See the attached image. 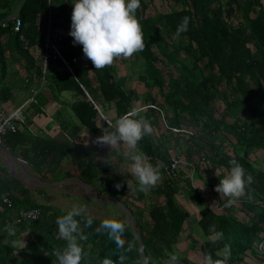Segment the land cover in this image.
<instances>
[{"label": "trees", "instance_id": "obj_1", "mask_svg": "<svg viewBox=\"0 0 264 264\" xmlns=\"http://www.w3.org/2000/svg\"><path fill=\"white\" fill-rule=\"evenodd\" d=\"M71 2L0 0V105L14 104L20 89L32 90L30 96L38 89L35 101L26 108L29 118L30 109L40 111L46 103L42 89L53 92V86L57 93L73 91L79 97L72 105L75 117L96 134L107 123L82 86L97 103L103 101L115 107L116 119L139 101V89L147 88L148 96L140 106L146 108L139 110V115L151 122L153 132L138 147L154 164L161 165L164 176L163 183L158 182L146 193L142 191L141 207L134 204L136 209L132 211L127 206L133 224L119 217L126 224L122 236L125 249L130 245L131 251L119 249L106 232L96 233L94 229L101 220L95 218L94 224L84 229L88 239L80 241L87 253L81 264H100L107 255L116 264H139L143 256L150 258V264H166L172 255L177 261L184 257L181 261L186 263L205 264L206 254L225 264H260L264 261V250L258 248L264 241V1L141 0L135 15L142 26L145 47L120 59L136 66L137 88L124 84L115 65L118 58L95 69L84 56L82 45L73 44L74 38L64 34L70 32ZM13 16L20 21L17 31ZM49 16L51 31L64 38L66 56L81 59L75 66V75L60 63L57 70L48 66L43 73L42 52ZM183 17H189L188 30L177 39L173 34ZM100 108L106 115L103 106ZM173 128L187 131L174 133ZM26 133L18 129L3 136V142L29 163L35 157L40 163L60 159L71 150L66 144L42 139H33L32 145L24 148L28 146ZM175 157L191 164L185 167L192 175L201 173L211 187L231 159L243 164L254 177L244 197L230 205L221 200L220 210L213 198L203 197L202 191L187 180L190 199L200 204L197 237L192 236V213L177 195L178 177L165 171ZM90 167L88 172L92 171ZM9 178L0 159V264H57L54 250L66 242L56 238L55 218L65 211L18 197L11 190L16 182ZM119 183L121 195L128 192L130 188L123 177ZM113 184L115 180L109 187ZM216 196L220 198L218 193ZM33 208L40 210L38 219L16 220L20 210ZM9 226L17 229L14 236H9ZM24 233L31 238L21 247ZM185 235L194 247L198 244L194 250L200 261L194 262L180 252L178 245ZM122 252L126 259L119 261Z\"/></svg>", "mask_w": 264, "mask_h": 264}, {"label": "clouds", "instance_id": "obj_2", "mask_svg": "<svg viewBox=\"0 0 264 264\" xmlns=\"http://www.w3.org/2000/svg\"><path fill=\"white\" fill-rule=\"evenodd\" d=\"M140 3L141 0H72L69 35L74 38L73 44L82 45L84 56L92 61L95 69L112 64L114 58L130 57L145 47L142 26L135 15ZM188 25L189 17H183L173 34L174 37L179 39L181 33L188 30ZM106 123L107 126L102 129L103 134L92 142L110 146L112 149L124 147V156L128 161L126 170L135 178L138 187L148 190L155 186L161 177V165L154 164L138 147L139 142L153 132L151 122L139 115L138 109L132 108L120 115L114 124ZM228 165L224 174L219 176V183L215 185V191L225 205L233 204L244 197L254 179L237 160H229ZM116 187H121V184L117 183ZM94 219L90 214L83 215L82 206L76 204L55 218L56 238L66 242L54 250L57 264H81L87 253L80 241L88 239L84 229L90 228ZM125 230L126 224L123 220L111 217L101 220L94 229L96 233L106 232L108 239L119 249L131 251L130 245L125 249V241L122 239ZM7 231L9 236H14L17 229L9 226ZM23 243L25 246L24 239ZM125 259L123 252L119 254V261ZM204 259L205 264H225L224 260H213L210 254H206ZM100 264H116V261L107 255L100 259ZM139 264H150V258L141 257ZM167 264H178L177 257L172 255Z\"/></svg>", "mask_w": 264, "mask_h": 264}, {"label": "crops", "instance_id": "obj_3", "mask_svg": "<svg viewBox=\"0 0 264 264\" xmlns=\"http://www.w3.org/2000/svg\"><path fill=\"white\" fill-rule=\"evenodd\" d=\"M64 34L69 35V32L64 31ZM54 67L59 68L60 64L57 63L53 65L52 68ZM123 68H125L124 65ZM133 88H137V86L135 85ZM36 91L38 93V89H34L33 95ZM62 93H59L60 97H55L49 88L42 89L41 94L46 101L45 105H43L40 111L30 109L31 116L28 118L29 122L25 125H21L19 129L24 133L27 132L25 136H27L28 139V146L25 145L24 148L31 146L33 139H42L46 142L66 144L71 149L69 154L60 159H52L50 162L46 163H40L34 154L35 160H33L32 163L26 161L25 164H20L18 159L22 158V156L19 151L16 153L11 152L4 142L0 145V159L2 165L7 169L10 175L9 180L13 179V181L16 182L15 188L11 185L13 194L21 198L24 197L26 199L25 201L28 200L38 205H49L64 211H67L73 204L82 206L95 204L96 202L95 205L101 203L103 205L121 207L119 202L122 199L131 202V204H136L138 200L141 201V193L143 190L138 187V183L132 174L126 170L128 166V161L124 156L126 149L124 147L112 149L107 145L93 143L92 141L96 137L103 134L102 129L104 127L96 134L90 133L91 135H88L84 133V129L76 124L68 112L69 109H72V105L79 100V97L77 95H75L76 99L73 96L67 97L64 95L62 97ZM147 96V88L143 87L142 91H139V101L134 104L133 108L139 110L140 106H142V99ZM23 103L24 101L21 104ZM98 103L100 106H103L104 109H107V114L105 113L106 116L114 121L117 117L115 107L105 104L103 101ZM20 105L9 103L5 108L7 110H12ZM86 140L88 141L87 144L85 143ZM183 145L185 144L182 141V148L180 149L184 152L185 146ZM117 149L121 150V154H119ZM90 165L94 166V169L91 168ZM88 167H90L92 171L88 172ZM191 172L192 171L187 167L181 166L178 174L179 184L177 195L180 203L187 208L192 215H195L196 220L199 214L200 204L190 199L187 187V183L189 182L187 180L190 179V183L194 188L203 190L207 196L206 199L209 200L214 194L216 195L215 184H218L219 181H212L214 187H211L207 180L201 178V173L192 175ZM191 176L193 181L191 180ZM121 177L126 180L130 188L128 192L122 195L120 193V187L117 188L115 184L112 185V188L109 187L111 180H115L117 184ZM163 180L164 176L161 174L159 182L163 183ZM81 189L82 192L78 191ZM144 191L146 193L147 190ZM88 201H93V203H88ZM102 209L104 210V207ZM110 212H104L105 216L103 217H100L99 214H93L92 216L99 220H103L106 217H117L112 214L109 216ZM83 215L89 214L83 213ZM1 221L0 225L3 224V221ZM193 223L192 221V227L196 229L197 225ZM192 236L197 237L196 234ZM30 238L31 236L29 233L22 234L20 242L21 247L24 246L23 239L26 245L29 243ZM183 242H185V245L191 244V241H189L186 235L182 240V243ZM198 247L199 246L196 244L195 248Z\"/></svg>", "mask_w": 264, "mask_h": 264}, {"label": "built area", "instance_id": "obj_4", "mask_svg": "<svg viewBox=\"0 0 264 264\" xmlns=\"http://www.w3.org/2000/svg\"><path fill=\"white\" fill-rule=\"evenodd\" d=\"M50 1L52 0H49V2ZM12 19H13V22L16 23L14 26V29L16 31L19 30L20 21L17 19L16 16H13ZM51 24H52V20H51V16H49L48 27H47L46 34L44 37L43 52H42L43 73H46L50 61H53V62L60 63L66 69H68L72 75H75V66L80 63L81 59L78 56H74L71 58H68L66 56V50L63 45L64 38L61 33L51 31ZM44 81L45 79L43 78L42 84ZM82 88H83L84 93L88 97V99L92 102L94 107L99 111L101 118L105 122H110V125L114 124L115 123L114 121H112L110 118H108L106 115L102 113L99 103H97V101H94L92 99L88 90L84 88L83 86ZM36 93L37 91L35 92V94ZM34 95L28 97V99H26L23 104H21L19 107L14 108L12 110H7L4 106L0 105V145L3 144V136L7 135L8 133L16 132L21 125H25L28 123V115L26 112V108L28 107L30 103L35 101ZM153 106L154 105H151L150 107H153ZM145 108L146 107H143V108H140L139 110L143 111ZM160 111L161 113L164 112L161 109ZM172 130L174 133H179L181 131L182 132L187 131L184 128H181V129L173 128ZM18 162L20 164L26 163V161L23 160L22 158H19ZM182 165L191 166V164H189L187 161L183 159H180V157H175L172 159L170 167L169 166L165 167V171L168 173V175H173V176L178 177V174L180 172ZM191 180L193 181L192 176H191ZM200 191H202V196L206 198L207 196L205 195L203 190H200ZM212 198L213 199L215 198L214 200L216 202V207L218 210H220L221 209V204H220L221 199L216 195H213ZM39 215H40V210L38 208L27 209V210L22 209L18 212L16 216V220L17 221L36 220L38 219ZM258 248L260 250H264V241L263 243H260L258 245ZM260 264H264V261H262Z\"/></svg>", "mask_w": 264, "mask_h": 264}, {"label": "rangeland", "instance_id": "obj_5", "mask_svg": "<svg viewBox=\"0 0 264 264\" xmlns=\"http://www.w3.org/2000/svg\"><path fill=\"white\" fill-rule=\"evenodd\" d=\"M158 1L159 0H156L157 3H159ZM121 58H123V57H118V60L116 61L115 65H116L117 69L119 70V74H122V75H120V77L124 78V80H125L124 84L126 86H128L129 88H133V87H135V85H137V74H135V73H137V69L135 68L136 66H134L133 63H132V66H131V62L130 61L120 60ZM125 58L127 59L128 57H125ZM55 64H57V63L56 62H53V61H50V63H49V69L50 70H57L58 68H56V67L52 68L53 65H55ZM123 65L125 66V68H123ZM129 65H130L131 68H129ZM128 77L131 78V79H128ZM52 88L54 89L53 92L56 94L57 93V91H55L56 88L53 87V86H52ZM139 91L141 92L142 89L140 88ZM31 92H32V90L29 92L28 90H22V89H20L19 92H17V94H16V96L14 98L15 104L20 105L23 101H25L26 99H28V97H30V95L32 94ZM58 94L59 93L56 94L57 97H60V94L59 95ZM64 95L67 96V97L73 96L76 99V96H75L76 94L73 91L63 92L62 93V97ZM103 111H104V113L107 114V109H104V107H103ZM68 112H69V115H71V117L73 118V120L76 122V124L79 125L80 127H82L84 129L83 130L84 133H86L88 135H91L90 134L91 132L89 130H87V128L84 127L81 124V122L75 117L72 109L71 110L69 109ZM182 141L183 140L180 141V144H182ZM118 151H119V154H121V150H118ZM184 157H186V155H184ZM78 191H81L82 192V189L81 190H78ZM56 199H58V198H56ZM141 201L138 200V202L136 203V205L139 206V207H141V204H142ZM88 203H93V201H88ZM119 203H120L121 207L120 206L119 207H116V206H113V205H103L101 203L95 205L96 202H95V204L82 205L83 213H88V214H91V215H93V214H95V215L99 214L100 217H103V216H105L104 212H110V211H112V212H110L109 216H111V214L112 215H116L117 216V217H115L116 219H119L120 216H123V217H125L126 220L130 221V223L133 224V220H132L131 213H127V209L130 210L127 206L131 207V210L132 211H134L136 209V207L134 206V204H131V202L125 201L123 199ZM62 205H64V204H62ZM103 207H104V210L102 209ZM192 218L194 220L191 219L190 220V223H191V221H193L195 223V225H197V223H196L197 221L195 220V215L194 214L192 215ZM197 233H200L199 232V229L196 230V232H195V228H194L193 234L195 235ZM191 245L190 244H186L185 245V242H183V243L180 242V244L178 245V247H179V249H181L180 252H182V254L184 256L188 257V259H190V260L192 259V261H194V262H198V261H200L199 260L200 259V256L195 252V250H194L195 247H194L193 243H191ZM197 246H198V244H197ZM183 258L184 257H182L181 260H183ZM181 260L178 261V264H189V263H186L185 261H181Z\"/></svg>", "mask_w": 264, "mask_h": 264}, {"label": "water", "instance_id": "obj_6", "mask_svg": "<svg viewBox=\"0 0 264 264\" xmlns=\"http://www.w3.org/2000/svg\"><path fill=\"white\" fill-rule=\"evenodd\" d=\"M127 213H130V210L127 209Z\"/></svg>", "mask_w": 264, "mask_h": 264}, {"label": "bare ground", "instance_id": "obj_7", "mask_svg": "<svg viewBox=\"0 0 264 264\" xmlns=\"http://www.w3.org/2000/svg\"><path fill=\"white\" fill-rule=\"evenodd\" d=\"M83 136V135H82Z\"/></svg>", "mask_w": 264, "mask_h": 264}]
</instances>
